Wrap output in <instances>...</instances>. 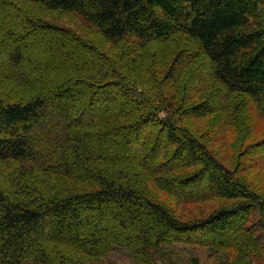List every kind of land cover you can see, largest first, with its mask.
Returning <instances> with one entry per match:
<instances>
[{
  "label": "trees",
  "instance_id": "1",
  "mask_svg": "<svg viewBox=\"0 0 264 264\" xmlns=\"http://www.w3.org/2000/svg\"><path fill=\"white\" fill-rule=\"evenodd\" d=\"M28 1L50 11L76 14L113 44L128 40L148 43L182 32L210 61L217 82L229 93L264 99V0ZM19 14L11 0H0V18L10 19L15 26L9 25L4 33L1 30L0 78L5 76L16 89L29 83L33 69L51 74L70 64L101 66L97 50L86 41L87 32L76 34L52 21L19 27ZM38 49L42 53L37 55ZM183 54H175L162 80L175 78V66ZM110 72L131 82L122 67L110 65ZM69 77L52 91L26 90L21 95L10 89L0 94V164L17 165L18 174L24 177L45 170L72 180L81 175L80 170L85 172L82 179L93 184L82 186L79 179L74 189L52 185L35 194L26 182L17 188L14 182L8 184L11 187L0 185V264H97L88 260L94 247L103 248L98 255L105 258L116 246L129 250L137 264H177L179 255L169 246L193 240L229 248L233 258L229 264H264V219L252 218L253 213L264 215V198L253 194L236 167L223 165L205 143L184 128L176 116L181 107L153 105L152 112L141 110L140 118L118 126L120 145L113 154L104 148L105 141L98 145L94 135L82 130L96 118L92 115L96 106L88 108L92 103L87 102L93 93L86 89L103 84H72ZM133 92L139 94L135 88ZM211 106L204 101L181 110L187 116H202L212 113ZM161 110L166 111L165 118L159 117ZM111 116L113 112L106 113L109 123ZM148 119L159 127H147L143 135ZM134 137L142 141L143 153L133 146ZM54 140L58 147L53 146ZM119 150L146 169L157 162L154 171L161 175L157 185L149 182L150 195L136 188L137 177L125 174L123 168L130 162L120 163L109 176L97 168L111 166L108 163L116 158L124 160ZM96 163L99 172L89 176ZM5 176L7 181L6 172ZM162 194L183 202L211 194L230 203L203 220H184ZM232 233L243 235L248 247L231 244ZM135 241L142 249L131 246ZM70 246L85 253L83 257L69 256L65 248ZM189 259L199 264L196 256Z\"/></svg>",
  "mask_w": 264,
  "mask_h": 264
},
{
  "label": "rangeland",
  "instance_id": "2",
  "mask_svg": "<svg viewBox=\"0 0 264 264\" xmlns=\"http://www.w3.org/2000/svg\"><path fill=\"white\" fill-rule=\"evenodd\" d=\"M11 1L20 12L19 22L17 23L19 27H23L28 23H46L52 21L61 25V27L70 29L76 34L79 32L85 34L87 32L90 36H88L89 38L86 41L90 42L95 50H97L101 59V66L98 68L94 64L80 68L70 64L65 65L59 72H50L51 74H48V72L44 73L40 69H33L29 72V83L25 87H18V89H16L17 85H15V88L12 81H6L5 76L1 75L4 78H0V94L10 89H12L13 94L17 92L21 95L26 90L33 93L39 90L42 92L45 90L52 91L69 76L72 84L75 81L81 84L85 83L86 85H92L93 83L103 84L101 88H96L93 85L95 88L86 89L88 94L93 93L92 98L87 99V102L92 103L88 108L96 106L98 109L94 108L95 112L92 113V115H96L94 121L86 124L82 130L94 135L98 145L103 146V141H105L104 148L113 154L118 152L117 149L120 145V139L118 137L119 140H117L116 136L120 131L118 126L122 127L133 117L134 119L140 118L141 110L152 112L151 106L153 105L160 109L167 108L168 105L175 106V109L181 107L176 116L179 117V120L181 119L184 128L191 131L198 139L205 143L212 155H215L223 165L231 168L236 167L239 177H243V180H246L251 185L253 194H260L264 198V99H250L240 94L229 93L225 87L217 82L210 61L192 40L185 37L184 33L176 32V34L167 39H157L148 43H142L141 41L131 42L128 40L123 41V43L113 44L105 40L95 28L81 21L76 14L50 11L39 3L28 0ZM0 24L3 26H0V35L6 32L9 25L14 26V23L6 18H0ZM2 29L4 31L1 33ZM178 51L184 52V54L181 61L175 66V78L168 81L162 80L163 74L172 66V61ZM40 53H42L40 49L35 52L37 55ZM113 64L117 68L122 67L126 74L125 77H130L131 82H128L125 78V80H122L110 72V65ZM110 82H114L116 85H113L114 83L112 85L108 84ZM107 84L109 86L105 88ZM133 84L136 85L134 86ZM134 88L141 96L139 94L135 95L133 92ZM204 101L210 102V106L214 107L211 114L192 117L182 113L181 109ZM107 112H113L114 115L111 116L110 123L105 117ZM159 114L161 115L159 116L160 118L167 116L164 110H161ZM112 121L114 122L111 123ZM145 123L143 135L148 130L147 127L149 129H157L159 127L158 124L149 121V119L145 120ZM141 142V140H136V137H134L133 146H137V149L143 153ZM53 146H59L58 140L53 141ZM120 151V155L125 156L124 160L116 158L113 163L106 161L111 165L109 167L102 164L97 167L96 163L93 166L92 172L88 173V175L91 176L92 173L99 172L98 168L109 176L112 170L117 169V165L130 162V166L123 168L125 174L137 177L138 183L136 184V188L146 196L150 195L151 186L149 182L153 180L152 182L155 185L159 177L158 175H161L154 171L156 170L157 166L155 165L157 162L151 168L146 169L139 166L136 163L137 161L129 156L130 154H125L122 150ZM138 157L140 158L141 156ZM112 158L114 159L113 156ZM95 166L97 167L96 169ZM17 167L15 164H10L9 166L0 164L1 186L11 187L8 184L14 182L13 185L17 188L22 182H26L34 194L44 193L52 185H56L60 189H74L79 179L83 180L82 175L85 176V172L79 170L77 173L81 175L73 177L71 180L70 176L57 175L55 173L48 174L44 170L43 174L37 172L24 177L18 174ZM5 172L9 176V178L7 177V181H5ZM122 180L123 182L128 181L125 178ZM86 184L90 185L93 182L90 183L89 180H83L82 186ZM162 195L168 200L175 214L184 220L190 219L196 221V218L203 220L214 209L230 203L229 200L211 194L194 202H183L176 198H170V195ZM260 214L261 212L253 213L252 218L255 221L264 219L263 213L261 216ZM126 234L130 236V233ZM137 235L139 234L137 233ZM233 235L235 237L231 241V244L243 249L242 247H245L244 245L246 244L243 235ZM194 242L195 240H193V243L182 242L169 246L168 249L171 252L176 251L179 255L178 261H176L177 264H192L189 259L192 255L198 258L199 264H229L233 260L229 248L205 245L202 243L203 240H199L197 243ZM262 243L264 245V240ZM131 246L137 250L142 249V246H139L136 241L132 242ZM94 248L93 255L88 256V260L91 263L137 264L133 260L129 250L121 246H116L110 255L105 258L98 255V252L103 248ZM65 250L69 256L76 257L78 255L80 259L85 254L80 253L73 246L67 247ZM189 252L192 255H189ZM262 256L264 262V254ZM235 260L234 258V262ZM158 264L165 263L158 262Z\"/></svg>",
  "mask_w": 264,
  "mask_h": 264
}]
</instances>
